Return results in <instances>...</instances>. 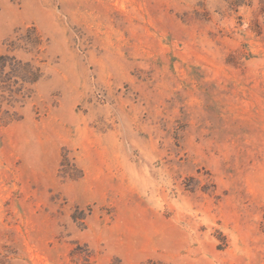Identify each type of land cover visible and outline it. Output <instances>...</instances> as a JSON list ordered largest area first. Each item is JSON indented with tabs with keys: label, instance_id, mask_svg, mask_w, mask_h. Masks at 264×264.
Returning a JSON list of instances; mask_svg holds the SVG:
<instances>
[{
	"label": "rangeland",
	"instance_id": "1",
	"mask_svg": "<svg viewBox=\"0 0 264 264\" xmlns=\"http://www.w3.org/2000/svg\"><path fill=\"white\" fill-rule=\"evenodd\" d=\"M33 30L0 264H264V0H0Z\"/></svg>",
	"mask_w": 264,
	"mask_h": 264
},
{
	"label": "trees",
	"instance_id": "2",
	"mask_svg": "<svg viewBox=\"0 0 264 264\" xmlns=\"http://www.w3.org/2000/svg\"><path fill=\"white\" fill-rule=\"evenodd\" d=\"M35 32V30H33ZM23 44L35 47L41 43V35L35 32V37L17 38L8 42L10 52L0 53V112L12 119L11 108L22 105L30 97L32 86L41 79L43 72L33 60H24L11 53ZM8 105V108L5 106ZM16 114V112H14Z\"/></svg>",
	"mask_w": 264,
	"mask_h": 264
}]
</instances>
